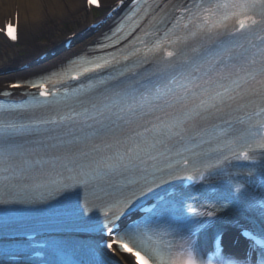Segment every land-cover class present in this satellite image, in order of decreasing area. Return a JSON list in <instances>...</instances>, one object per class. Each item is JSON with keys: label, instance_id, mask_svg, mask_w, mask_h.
Wrapping results in <instances>:
<instances>
[{"label": "snow or ice", "instance_id": "1", "mask_svg": "<svg viewBox=\"0 0 264 264\" xmlns=\"http://www.w3.org/2000/svg\"><path fill=\"white\" fill-rule=\"evenodd\" d=\"M92 28L0 89V264H264V0H118ZM17 211L76 239L41 244Z\"/></svg>", "mask_w": 264, "mask_h": 264}, {"label": "bare ground", "instance_id": "2", "mask_svg": "<svg viewBox=\"0 0 264 264\" xmlns=\"http://www.w3.org/2000/svg\"><path fill=\"white\" fill-rule=\"evenodd\" d=\"M104 1L113 3L115 0ZM65 4L72 6V15L68 16L62 11ZM45 9L50 17L47 23H44L43 11ZM16 12L19 14L22 41L27 47L33 46V52H37L40 48L36 41L40 35L46 33L51 36L54 33L56 24L59 20L65 21L77 18L81 21L82 25H89V23L93 21V15L87 10L85 0H0V22H4L6 18L13 16ZM97 36L98 33H94V31L91 30L85 33L83 37H77L75 40L76 44L70 51L61 48L60 42L52 38L50 42H53V44L60 50L59 56L46 60L43 65L34 67L27 71L26 74L35 75L40 72H45L46 70L57 66L60 61H66L72 58L83 48L92 44ZM22 56L23 55L20 54L19 50H16L12 54L14 64L10 63L11 60L10 62L6 61L0 63V71H6L5 73H0V89L4 87L7 80L14 79L18 75L15 72L7 70L18 67L15 66V64L20 63ZM239 252H241L240 248L232 251V253Z\"/></svg>", "mask_w": 264, "mask_h": 264}, {"label": "rangeland", "instance_id": "3", "mask_svg": "<svg viewBox=\"0 0 264 264\" xmlns=\"http://www.w3.org/2000/svg\"><path fill=\"white\" fill-rule=\"evenodd\" d=\"M85 27H86V24L82 25L81 21L78 20L77 18H72L70 20H65V21L59 20L56 24V29L51 36L45 33V34L40 35V37L36 41L38 44H40V43L46 44L52 38L53 39L54 38H62L67 32H69L71 30L74 31L77 29H83ZM16 50H19V51L23 50V45L20 47L8 46L5 42H3L0 39V63L6 62V61L10 62V60H11L10 63H14V61L12 59L13 58L12 54ZM23 53L24 52H22V55H23ZM20 54H21V52H20ZM15 65H18V64H15Z\"/></svg>", "mask_w": 264, "mask_h": 264}]
</instances>
